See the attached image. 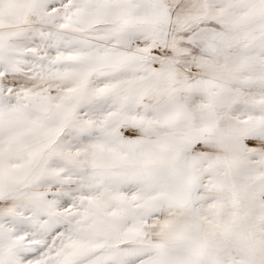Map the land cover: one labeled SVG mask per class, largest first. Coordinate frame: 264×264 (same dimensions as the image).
<instances>
[{
  "label": "snow or ice",
  "instance_id": "obj_1",
  "mask_svg": "<svg viewBox=\"0 0 264 264\" xmlns=\"http://www.w3.org/2000/svg\"><path fill=\"white\" fill-rule=\"evenodd\" d=\"M0 264H264V0H0Z\"/></svg>",
  "mask_w": 264,
  "mask_h": 264
}]
</instances>
